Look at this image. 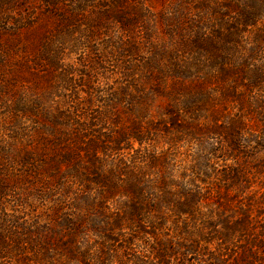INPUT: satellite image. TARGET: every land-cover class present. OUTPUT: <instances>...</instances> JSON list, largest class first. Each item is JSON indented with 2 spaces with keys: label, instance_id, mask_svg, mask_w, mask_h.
<instances>
[{
  "label": "trees",
  "instance_id": "16d2710c",
  "mask_svg": "<svg viewBox=\"0 0 264 264\" xmlns=\"http://www.w3.org/2000/svg\"><path fill=\"white\" fill-rule=\"evenodd\" d=\"M38 1L68 32L76 21H87L89 31L111 17L121 41L127 33L133 45L157 49L178 39L195 50L174 48L158 67L153 56L129 65L127 76L141 68L168 99L144 132L136 122L115 134L105 114L84 120L47 110L51 153L38 157L0 137V264H192L186 259L196 247L224 240L212 236L221 231L203 209H243V177L227 160L264 165V0H176L157 13L144 0H0L1 59L7 54L1 37L16 36L25 7ZM83 36L87 44L90 36ZM7 42L18 45L14 37ZM38 58L49 67L60 60L43 50ZM217 84L226 86L220 95ZM156 135L166 145L158 155L119 153L123 142ZM191 148L190 163L175 178L176 155L190 156ZM213 184L223 187L215 199ZM28 187L49 194L60 209L44 211L42 223L18 209ZM65 188L73 194L68 203L61 200ZM110 198L114 209H106ZM262 241L251 244V259Z\"/></svg>",
  "mask_w": 264,
  "mask_h": 264
},
{
  "label": "rangeland",
  "instance_id": "374dc122",
  "mask_svg": "<svg viewBox=\"0 0 264 264\" xmlns=\"http://www.w3.org/2000/svg\"><path fill=\"white\" fill-rule=\"evenodd\" d=\"M144 1L155 13L176 2ZM23 13L25 17L22 20L25 21L17 31L18 34L9 36L7 33L1 37L5 41L2 49L7 54L5 58H0V137L14 143L19 150L32 152L38 157L42 153H51V148L55 145V142L52 143L53 132L45 130L43 126L46 121L43 112L47 110L69 117L79 115L84 120L105 114L110 117L115 134L116 131L125 130L136 122L144 132L151 119L160 118L168 99L156 90L154 78L140 75L144 74L141 68L136 69L137 73L133 78L127 76L129 65L153 56L152 65L158 67V63L165 61L167 54L174 55L177 52L173 51L174 48L182 49L189 55L195 50L181 46L178 39L168 40L170 44L166 43L157 49L147 44L133 45L134 41L127 33H124L121 41V30L113 23L111 17L98 19L96 23H92L93 29L89 31L87 21H76L72 25V31L68 32L67 28H62V24L57 23L47 12L41 1L28 4ZM83 34L90 36L87 44L81 43ZM11 37L18 41L14 48L8 47L11 45L7 40ZM161 37L168 38L162 35ZM154 40L159 43L160 38ZM42 50L47 55L56 53L60 57L58 64L49 67L45 64L47 61L39 59L38 54ZM183 52L181 55H184ZM161 69L159 72L163 74ZM220 84H217L216 95H220L226 87ZM226 99H230V95L229 98L226 96ZM214 102L216 106L219 105V100ZM162 142L157 135L152 136V139H145L141 144L130 140L121 143L123 148L119 153L129 157L136 150L143 152L147 149L158 155L166 148ZM186 148L181 147L179 152H184ZM187 151L190 156L186 157L182 153L176 155L175 178L178 177L179 170L190 163L194 148ZM218 163L222 164V161L219 160ZM227 163L237 169L243 177V209L236 206L203 209L208 213L213 228L222 232L215 233L212 230V236H222L224 240L221 243L213 240L205 248L196 247L195 252L187 255L186 263L264 264V253L261 252L264 245L257 249L255 258L251 259L250 253L251 244L264 238V165L255 161L246 164L227 160ZM56 186L60 187L58 191H61V185ZM222 190V185L213 184L210 190L211 199L221 195ZM23 193L18 202L22 205H18V209L40 216V223L45 221V218H42L44 211L52 213L53 209H60L53 207L55 203L49 200V194L41 195L31 187L25 188ZM62 193L64 194L61 200L68 203L73 194L66 188ZM115 194L118 193L110 196ZM252 194L258 201L248 196ZM9 200L10 197H7L6 202ZM66 205L64 208L67 209L69 205ZM106 205V209H114L111 198ZM6 206L11 209L12 202ZM87 208L90 209L89 206Z\"/></svg>",
  "mask_w": 264,
  "mask_h": 264
}]
</instances>
